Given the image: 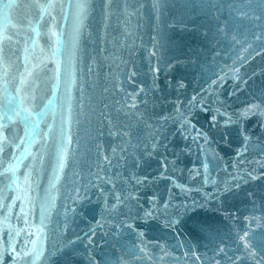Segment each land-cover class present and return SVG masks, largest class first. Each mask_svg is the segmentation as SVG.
Masks as SVG:
<instances>
[{
  "label": "water",
  "instance_id": "obj_1",
  "mask_svg": "<svg viewBox=\"0 0 264 264\" xmlns=\"http://www.w3.org/2000/svg\"><path fill=\"white\" fill-rule=\"evenodd\" d=\"M0 264H264V0H0Z\"/></svg>",
  "mask_w": 264,
  "mask_h": 264
}]
</instances>
